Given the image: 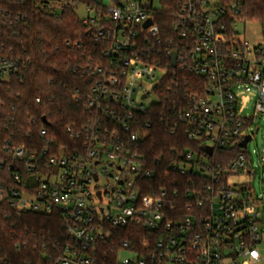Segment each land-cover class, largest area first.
I'll return each instance as SVG.
<instances>
[{
  "label": "built area",
  "instance_id": "1",
  "mask_svg": "<svg viewBox=\"0 0 264 264\" xmlns=\"http://www.w3.org/2000/svg\"><path fill=\"white\" fill-rule=\"evenodd\" d=\"M9 1L0 0V19L12 26L27 14L10 9ZM159 2H36L56 18L73 11L97 47L73 70L91 80L85 94L77 89L74 96L88 119L65 127L74 145H58L46 129L40 132L46 141L39 152L5 142L9 161L1 167L19 187L0 192V198L17 213L57 214L64 228V243L35 264H105L114 249L109 241L128 229L147 237L122 240L116 264H264L259 249L264 245V197L236 182L245 172L251 174L248 156L240 152L225 166L212 158L219 150L240 147L247 136L252 140L255 119L264 116V27L259 24L262 42L253 45L237 31L239 23L251 22L241 18L242 0H188L178 6L177 39L164 47L154 17ZM81 7L89 13L84 19L76 14ZM174 52L176 67L170 58ZM29 66V59L0 56V81H24ZM171 69L205 82L178 114L187 140L198 147L171 164V171L190 178L185 193L165 188L144 193L148 186L141 182L156 174L141 151L151 126L142 118L154 104L144 102L151 94L157 97L155 89ZM244 95L253 100L252 116L242 113ZM102 178L107 183L100 184Z\"/></svg>",
  "mask_w": 264,
  "mask_h": 264
},
{
  "label": "trees",
  "instance_id": "2",
  "mask_svg": "<svg viewBox=\"0 0 264 264\" xmlns=\"http://www.w3.org/2000/svg\"><path fill=\"white\" fill-rule=\"evenodd\" d=\"M185 1L188 0L159 2L154 17L164 47L165 42L177 39L174 26L179 15L178 6ZM221 1L230 3L237 0ZM242 1L245 10L241 18L264 27V0ZM36 2L10 0L9 8L27 14V17L12 26L3 25L0 19V56L30 60L24 81L15 77L0 81V192L5 193L9 188L19 187L7 169L1 167V162L9 161L6 141L13 146L39 152L46 141L40 132L46 129L48 137L54 138L58 145L71 147L75 142L65 127L72 122L82 124L90 115L74 96L77 89L85 94L91 80L81 77L80 71L73 70L79 64L84 65L87 56L92 55L97 46L87 38L85 26L73 11L66 10L56 18L37 7ZM67 41L81 42L83 46L68 47ZM204 83L191 72L171 69L156 87L157 100L152 105V112L142 118L151 121V126L147 137L140 142L141 151L148 165L156 171L154 177L141 182L148 186L144 193L161 188L167 189L168 193H185L190 178L171 171V164L179 160L183 152L198 146L187 140L178 114L186 108L190 94L203 91ZM173 150L177 153L172 154ZM240 152L241 148L236 146L231 151L219 150L212 158L225 166ZM146 237L147 234H135L130 229L128 234L117 232L109 241L108 246L114 249L111 251L108 247L110 257L105 264H116L117 248L122 240ZM64 241L59 215L17 213L0 198V264H35Z\"/></svg>",
  "mask_w": 264,
  "mask_h": 264
},
{
  "label": "rangeland",
  "instance_id": "3",
  "mask_svg": "<svg viewBox=\"0 0 264 264\" xmlns=\"http://www.w3.org/2000/svg\"><path fill=\"white\" fill-rule=\"evenodd\" d=\"M77 16L80 19H84L89 15L87 10L83 7L76 11ZM240 37L253 45H257L262 42V29L259 24L246 22L239 23L237 28ZM156 97L152 94L144 103L149 106L156 102ZM242 113L245 116H252L254 113L253 100L249 95L242 97ZM254 129L252 130L253 138L249 142L247 149L242 152L248 156L247 162L251 168V174L245 172V174L238 176L236 182L242 184H248V187L252 188L253 195L264 197V116L257 117L254 122ZM108 171L115 173V168L106 166ZM100 184H105L107 181L102 178L99 181ZM260 252L264 259V245L259 247ZM123 256H128L127 252L122 253Z\"/></svg>",
  "mask_w": 264,
  "mask_h": 264
},
{
  "label": "water",
  "instance_id": "4",
  "mask_svg": "<svg viewBox=\"0 0 264 264\" xmlns=\"http://www.w3.org/2000/svg\"><path fill=\"white\" fill-rule=\"evenodd\" d=\"M151 24V21H149L147 23V25H150ZM171 60H172V65L173 67H176V58H177V54L174 52L171 54L170 56ZM145 98V97H144ZM46 120V119H44ZM251 141V136H247L241 143H240V147L242 148H246L248 143Z\"/></svg>",
  "mask_w": 264,
  "mask_h": 264
}]
</instances>
